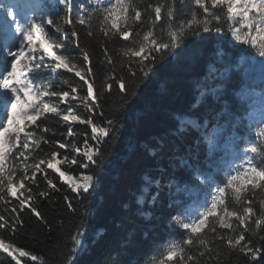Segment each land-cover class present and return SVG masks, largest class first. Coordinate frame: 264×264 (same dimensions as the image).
<instances>
[{
  "label": "snow or ice",
  "instance_id": "obj_1",
  "mask_svg": "<svg viewBox=\"0 0 264 264\" xmlns=\"http://www.w3.org/2000/svg\"><path fill=\"white\" fill-rule=\"evenodd\" d=\"M177 4L190 7L179 13ZM0 13V204L5 205L0 255L10 264L29 257L30 264H38L41 258L17 246L14 236L24 226L25 211L44 221L38 201L60 190L49 170L77 196L91 195L105 163V138L116 139L133 101L159 67L184 63L203 66L202 74L190 81L188 110L174 114L176 127L165 136L128 145L129 152L139 148L152 161L134 193L137 215L149 222L157 215L165 219L163 211L157 212L164 209L165 223L183 229L178 239L170 237L158 248V264H211L219 249L242 257L245 264L258 262L264 254V235H259L264 232V200L258 210L254 207L255 197L264 194V0H28L24 5L0 0ZM223 22L232 38L227 47ZM77 24L85 27L87 37L95 30L103 37L100 46L110 72L99 84ZM117 40L123 46L114 59L109 43ZM61 70L79 79L75 86L61 79L53 90L54 78L63 77ZM114 85L118 102L110 99ZM49 115L67 123L68 137L74 136L73 124L90 126L83 147L56 139L58 148L44 152L42 143L52 145L45 138ZM193 132V143L181 149L176 141L183 143ZM62 164H78L82 171L74 178L61 170ZM64 200L75 212L67 195ZM146 201L148 211L143 209ZM93 211L89 204L83 215ZM75 227L67 264H78L89 244L85 221ZM102 235L97 232L94 238Z\"/></svg>",
  "mask_w": 264,
  "mask_h": 264
},
{
  "label": "trees",
  "instance_id": "obj_2",
  "mask_svg": "<svg viewBox=\"0 0 264 264\" xmlns=\"http://www.w3.org/2000/svg\"><path fill=\"white\" fill-rule=\"evenodd\" d=\"M149 2L155 3L156 0H149ZM189 7V4L183 8L177 4L179 13H186ZM223 28V39L227 47V42L232 39L228 32V22H223ZM76 30L82 46L87 47L91 53L93 71L96 73L99 84L103 76L110 72L104 59L103 48L100 46L103 37L98 30H95L93 37H87L85 27L78 24ZM61 38V35L57 36V39ZM213 41L205 47L206 57L212 50ZM122 46L118 40L115 43H109V54L115 59ZM240 47L248 48L247 45ZM77 52L78 50L74 49L72 55H76ZM202 72V65L190 68L184 63H164L159 67L133 101L127 119L116 133V139L106 137V142L101 145L105 163L102 165L96 190L91 195L77 196L66 182L62 183L59 180L57 173L49 170L51 178L60 190L58 192L51 190L49 198L38 201L39 210L47 224L25 211L24 226L19 228L14 236L17 246L24 247L41 258L38 264H67L71 255L70 249L73 247L71 236L76 230L75 226L84 220L86 239L89 244L87 251L77 258L78 264H113L114 261H119V264H158L159 257L156 254L158 248L166 245L170 237L178 239L183 234V229L178 223H165L167 212L164 209L157 208V212L163 211L165 219H160L157 215L149 222L137 215L138 205L135 203L134 193L139 189L142 173L152 161L147 153L140 151L139 148L135 152H129L128 145L130 142L137 145L145 141L152 142L154 137L165 136L170 129H174L176 127L174 114L187 111L193 102L190 81L194 75L202 74ZM61 79H68L75 86L79 78H75L72 73L63 72L62 78L59 76L54 78L53 90H56V85L61 84ZM62 88L69 90L67 85H62ZM116 92L114 85L110 99L118 102L120 98ZM81 94H86V91ZM78 114L84 118L87 115L84 109H79ZM105 115H108L107 111ZM100 122L103 123V118H100ZM48 127L50 131L45 134V138L52 142V145L50 147L42 143L41 149L44 152L58 148L54 144L56 139L61 142L67 140L69 143H75V146L83 147L84 134H91L90 126L75 123L72 125L74 136L68 137L67 123L60 117L52 115H49ZM196 135L193 132L184 137L183 143L179 140L176 143L183 149L184 144L193 143V137ZM167 138L169 141L175 140L172 136ZM89 142L92 143V141ZM59 151L63 154L66 150ZM68 155L71 158L73 153L68 152ZM77 160L79 163L84 162L81 156H77ZM59 167L63 171L70 172L74 178L78 177L82 171L78 164L71 167L62 164ZM92 170L93 166L90 165L89 171ZM65 195L71 200L75 212L68 209L64 200ZM261 200H264V194H258L255 197L254 207L257 210ZM89 204L94 210L93 213L90 216L83 215ZM125 204H130V207L125 208ZM8 207L10 208L11 205ZM4 209L5 205L0 204V214H4ZM143 209L150 210L147 201ZM97 232H102L103 235L95 239ZM129 233H132L131 240L128 239ZM259 235H264V232H260ZM254 239L258 240L259 237ZM219 251L220 255L211 264H245L242 257L230 255L226 249H219ZM0 264H10V261L5 255H0ZM21 264H30V257L22 260ZM254 264H264V254Z\"/></svg>",
  "mask_w": 264,
  "mask_h": 264
},
{
  "label": "rangeland",
  "instance_id": "obj_3",
  "mask_svg": "<svg viewBox=\"0 0 264 264\" xmlns=\"http://www.w3.org/2000/svg\"><path fill=\"white\" fill-rule=\"evenodd\" d=\"M18 9H20V8H18ZM1 16L3 17V15H2V13H0V21L2 20L1 19ZM3 21V20H2ZM0 32H2V30L0 31ZM62 170V169H61ZM53 171V170H52Z\"/></svg>",
  "mask_w": 264,
  "mask_h": 264
},
{
  "label": "bare ground",
  "instance_id": "obj_4",
  "mask_svg": "<svg viewBox=\"0 0 264 264\" xmlns=\"http://www.w3.org/2000/svg\"><path fill=\"white\" fill-rule=\"evenodd\" d=\"M8 3H9V1H11V0H6ZM22 2H24L25 0H21ZM27 1V0H26Z\"/></svg>",
  "mask_w": 264,
  "mask_h": 264
}]
</instances>
